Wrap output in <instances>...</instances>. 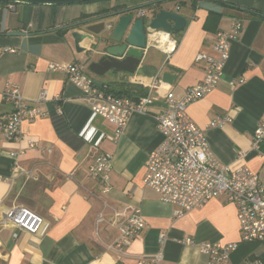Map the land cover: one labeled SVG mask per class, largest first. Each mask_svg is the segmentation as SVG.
<instances>
[{
    "label": "crops",
    "instance_id": "crops-1",
    "mask_svg": "<svg viewBox=\"0 0 264 264\" xmlns=\"http://www.w3.org/2000/svg\"><path fill=\"white\" fill-rule=\"evenodd\" d=\"M154 1L162 0H107L59 8L0 6V50L14 51L0 54V115L11 110L1 100L6 83L14 84L29 102H35L43 90L48 97L39 105L44 114L23 122L19 137L7 140L0 136V220L10 208L24 206L49 224L42 236L29 235L11 225L1 227L0 264H136L139 257H151L160 249V264H207V256L197 247L202 242L236 243L238 247L228 264H246L250 257L264 264V243H240L236 209L223 196L176 219V207L160 202L142 182L145 161L162 141L152 116L163 109L165 93L169 91L181 99L187 88L201 83L206 66L195 60L196 55L213 56L215 34L227 31L234 21H239L241 31L230 42L220 81L208 95L190 104L187 114L204 131L209 150L222 165L230 169L245 166L264 185V138L258 150L250 148L254 131L264 117V0H221L234 9L211 0H198L195 9L189 1L167 0L170 9L186 21L182 31L170 34L176 43L175 50L168 56L149 41V48L144 50L132 75L94 76L87 70L89 43L81 42L79 47L86 52L77 54L71 31L62 35L56 32L80 21L75 20L83 14ZM210 13L222 16L215 21ZM106 24L113 27L112 20ZM11 31L25 36H6ZM163 38L159 35V39ZM75 62L84 63L88 77L103 87L111 84L117 89L118 83H130L149 92L151 83L159 81L158 88L151 91L153 104L149 115L132 114L113 142L115 128L87 107L80 89L64 73L48 70L50 63ZM167 65L179 71L171 85L162 83L160 78ZM56 99L71 110L67 114L70 123L61 125L60 132L55 130L49 115L50 105ZM213 121L224 124L205 129ZM62 136L78 149L64 142ZM29 142L35 147L30 148ZM94 150L111 156L110 189L102 197L99 184L88 178ZM240 152L244 154L242 159L238 158ZM11 153L17 157L12 159ZM14 162L32 170L35 179L10 182ZM102 201L109 207L103 213L105 220H112V210L119 217L112 225L104 223L95 229ZM131 209L140 211L145 223L143 231L121 250H109L107 246L117 240L118 227ZM160 234L165 236L161 247ZM186 239H193L195 245H186Z\"/></svg>",
    "mask_w": 264,
    "mask_h": 264
},
{
    "label": "built area",
    "instance_id": "built-area-1",
    "mask_svg": "<svg viewBox=\"0 0 264 264\" xmlns=\"http://www.w3.org/2000/svg\"><path fill=\"white\" fill-rule=\"evenodd\" d=\"M107 28L111 29V26L108 25ZM240 31L241 23L234 21L227 31H219L215 34L212 46L213 56L203 53L196 55L195 60L203 61L206 66L205 77L201 83L187 88L181 99H176L169 91L165 93L163 109L152 116L162 135V141L145 161L142 182L157 195L160 202L176 207L173 211V217L176 219L190 211L201 209L213 198L223 196L225 201L236 209L240 243H264V185L258 176L245 166L230 169L222 165L209 150L204 131L197 127L187 114L190 104L205 97L217 86L229 57L230 42ZM159 35L164 37L163 44L157 43ZM147 37L148 44L149 41L154 42L168 56L174 52L176 43L170 34L148 33ZM4 52L14 51L9 48L0 50V54ZM48 70L53 73H64L67 80L80 89L87 107L115 128L113 142L118 139L132 114L149 115V108L153 104L151 91H155L160 85L159 81L154 80L146 96L133 100L124 96L107 94L96 87L88 77L84 63H50ZM1 100L8 103L11 110L0 115V136L12 140L19 137L20 125L23 122L33 121L44 114L39 105L48 101V97L47 91L43 90L35 102H29L21 96L14 84L6 83L1 93ZM56 112L61 114L60 108H57ZM223 124V121H213L205 129L221 127ZM263 138L264 117L254 131L250 148L258 150ZM28 145L30 148L35 147L32 142ZM47 152L51 150L47 149ZM243 156V153H238L239 159ZM10 157L15 159L17 154L11 153ZM110 161V155L94 150L88 167V178L99 184L101 197L105 196L110 189ZM19 178L25 181L34 180L35 174L32 170L23 169L14 162L12 174L8 180L13 182ZM107 208L109 207L102 201L101 210L96 216L95 229L104 223L112 225L119 217L118 212L112 210V220H105L103 213ZM6 225H11L33 236L44 235L49 227L41 216L24 206H14L3 214L0 228ZM144 226L140 211L131 209L125 216L123 224L118 227L117 240L107 248L112 251L121 250L143 231ZM13 237L16 235L14 234ZM164 241L165 236L160 234L159 247ZM185 244L194 246L195 241L186 239ZM197 247L207 256V264H228L238 245L202 242ZM162 260L163 254L160 249L151 257H139L136 264H160ZM246 264L261 263L256 259H248Z\"/></svg>",
    "mask_w": 264,
    "mask_h": 264
},
{
    "label": "water",
    "instance_id": "water-1",
    "mask_svg": "<svg viewBox=\"0 0 264 264\" xmlns=\"http://www.w3.org/2000/svg\"><path fill=\"white\" fill-rule=\"evenodd\" d=\"M99 0H0L1 3L22 6L66 7ZM143 9V10H142ZM112 20V28L106 22ZM186 21L170 9L167 0L154 1L143 6L116 10L106 15L86 18L66 25L77 54L86 50L79 47L88 42L87 70L98 78L109 73L135 74L144 50L149 48L148 33H176L184 29ZM8 37H23L25 33L11 31ZM178 70L167 65L160 74L162 83L171 85ZM96 87L100 84L93 82Z\"/></svg>",
    "mask_w": 264,
    "mask_h": 264
},
{
    "label": "trees",
    "instance_id": "trees-1",
    "mask_svg": "<svg viewBox=\"0 0 264 264\" xmlns=\"http://www.w3.org/2000/svg\"><path fill=\"white\" fill-rule=\"evenodd\" d=\"M104 1H107V0L93 1V2L84 3V4L104 2ZM177 1H179L180 3L189 1L191 3V7L193 9L196 8L197 2H198V0H177ZM211 1H213L217 4H220V5H223L224 7L234 9L233 6H230L227 3L222 2L221 0H211ZM8 5H10V4H5V3L0 2V6H8ZM10 6H12V5H10ZM13 6H17V5H13ZM49 8H59V7H49ZM119 8H121V6H114V7L108 8V9L101 10V11H99L95 14H91V15L83 14L78 19H76L75 21L81 20L84 18H89L91 16H98L100 14L108 13L111 11H116ZM210 16H213L214 20L217 21L222 15L218 14V13H210ZM56 32L59 33L60 35H62V34H65L67 32V29H58V30H56ZM118 87L119 88H117V89L112 88L111 84H110V85H107L104 87L100 86L98 88L107 94H111L114 96H124V97H128L130 99H133V100H136L140 97L146 96L147 92H148L146 89H144L140 86H137V85L130 84V83H118ZM57 108H60L61 114H58L56 112ZM70 112H71V110H69V108H67V105L64 104V102L62 100H53L52 101V103L50 105L49 115H50L52 124H53V126L57 132H60L61 125H68L70 123V121L67 120L68 119L67 114H69ZM62 140L64 142H66L68 145L72 146V148L74 150L78 149L75 145L72 144V142H70L68 140V138H65V136H62ZM249 259L254 260V258H252V257H250Z\"/></svg>",
    "mask_w": 264,
    "mask_h": 264
},
{
    "label": "bare ground",
    "instance_id": "bare-ground-1",
    "mask_svg": "<svg viewBox=\"0 0 264 264\" xmlns=\"http://www.w3.org/2000/svg\"><path fill=\"white\" fill-rule=\"evenodd\" d=\"M158 42L161 43V44H163L164 43V40L163 39H159Z\"/></svg>",
    "mask_w": 264,
    "mask_h": 264
},
{
    "label": "rangeland",
    "instance_id": "rangeland-1",
    "mask_svg": "<svg viewBox=\"0 0 264 264\" xmlns=\"http://www.w3.org/2000/svg\"><path fill=\"white\" fill-rule=\"evenodd\" d=\"M67 11H68V13H69L70 10H67Z\"/></svg>",
    "mask_w": 264,
    "mask_h": 264
}]
</instances>
